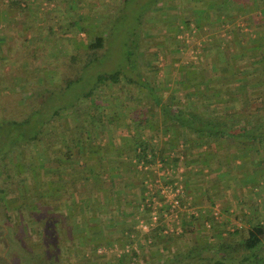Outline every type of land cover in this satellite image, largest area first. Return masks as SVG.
Wrapping results in <instances>:
<instances>
[{
  "label": "trees",
  "instance_id": "16d2710c",
  "mask_svg": "<svg viewBox=\"0 0 264 264\" xmlns=\"http://www.w3.org/2000/svg\"><path fill=\"white\" fill-rule=\"evenodd\" d=\"M154 2L158 0L149 4ZM247 2L226 0L211 5L207 1L223 14H237L236 10L244 8ZM35 5L36 2L28 0H0V264H264V223L247 217L243 226L235 225L229 230L215 221L211 231L202 233L197 227L201 217L179 212L178 207L179 214L175 216L172 203L161 196L154 172L146 169L159 161L163 170L175 169L165 181L175 190L182 166L199 165L204 169L208 165L209 173L225 172L224 166L228 164L225 153L229 149H236L235 158L241 155L242 159L250 157L252 161L255 156L264 155V33L257 34L247 46H241L242 41L238 40L227 50L221 47V41L215 40L214 47L202 48L200 65L179 70L180 85L188 84L184 87L186 100L182 108L174 106L176 95L165 100L163 88L153 85L142 72L130 77L120 68L97 72L88 88L76 91L84 82L86 70L100 61L99 52L106 44L100 29L88 41L85 51L65 54V71L72 76H63L61 84L57 82L55 86L33 88L25 97L21 90L27 88L34 74L45 75L52 61L37 57L43 42H32L24 35L5 31L4 23L12 18L1 7L23 14L32 12ZM138 23L144 25L139 19ZM57 40L53 39L52 45L57 47ZM64 45L66 48L74 43L71 40ZM216 52L218 57L210 60ZM28 60L33 61L35 69ZM136 63L132 59L134 72L138 68ZM128 84H132L133 100L130 121L125 108L127 94L131 93ZM113 93L116 97L112 104L99 103L97 96L105 94L109 98ZM84 104L89 108L84 110L85 117L90 118L86 124L85 117L73 114ZM110 105L117 109L111 113L113 116L108 112ZM22 106L30 108L23 117L18 110ZM110 121L123 132L121 140L125 144L97 143L105 130L102 126L110 131ZM39 143L52 162H56L58 172L41 168L34 177L31 174L28 157L33 154L32 147ZM210 156L221 158L224 165L213 161L217 165L213 166L208 162ZM81 158L89 161L84 169H72L69 173L67 165L80 162ZM21 167L25 168L24 173ZM51 175H57L56 180L51 178L47 182ZM260 176L264 177V172ZM232 177L234 180L236 176ZM149 180L155 186L150 191ZM90 182L105 186L110 192L103 210ZM211 182L209 186L218 193L230 188L229 182L224 184L219 179ZM185 187L184 194L178 193L180 206H186L191 195L189 183ZM127 189L135 192L132 203L127 201ZM208 191H202L203 195ZM155 197L164 201L162 207L155 204ZM16 201L17 208L13 205ZM119 204L129 206L132 211L121 207V215ZM108 207L114 210H107ZM154 209L161 215L152 226ZM97 211L104 216L99 218ZM143 211L148 213L145 229L138 216ZM166 213L169 218L164 217ZM140 226L142 230H138ZM110 232H116L117 236L107 237ZM22 233L25 235L20 236ZM100 239L113 247L119 245L123 253L115 255V260L103 262H97L89 254H83L82 261L74 263L63 260L65 251L72 253L74 248L81 254L82 248L97 253L103 246ZM136 242L140 244L135 245Z\"/></svg>",
  "mask_w": 264,
  "mask_h": 264
},
{
  "label": "rangeland",
  "instance_id": "374dc122",
  "mask_svg": "<svg viewBox=\"0 0 264 264\" xmlns=\"http://www.w3.org/2000/svg\"><path fill=\"white\" fill-rule=\"evenodd\" d=\"M30 1L36 2V5L33 6L32 12L30 13L25 12L20 14L16 9L9 10L7 6L1 7V9L3 8V11H5V13L7 12L8 16L12 18L10 22L7 20L4 23L3 28L5 31L24 35L25 39L26 37L30 38L32 42H43L44 46L39 49L40 53L37 57H46L50 59V62L52 61L51 64L48 65L47 73L45 75L36 77L34 74V78L28 81L27 88L21 90L22 96L25 97L32 92L31 90L33 88L40 90L45 89L46 86H51V84L55 86L57 85V82H59L58 84H61V78L63 76L64 78L66 75L72 76V73H67L65 71L66 65L64 64V61L66 60V56H71L73 50L84 49L85 51L87 49L86 46L88 41L99 31V29L101 34L106 38L105 48L99 52L100 61L95 62L86 70L84 82L77 87L76 91L88 88L91 80L94 79L97 72L111 71L120 68L125 75L130 77L138 72L145 74L153 85L163 88V96L165 97V100L169 101L175 95L178 97L185 95V88L188 84L184 86L180 85L181 78L179 70L181 68H194V66L200 65L199 53L202 48L207 49L214 47L215 42L222 41L223 45H221V47L223 49L227 48V50H229V46H231L232 49V40L224 32L225 23H222L220 20H214V17L216 18V16H219L222 18L226 13L223 14L222 12H218L219 9L215 5H213V7L211 6L213 2L215 4L216 1L223 0H158V2H154L151 5L149 3L153 0H129L128 3L124 0H53L51 2H48L47 0H28V2ZM207 1L211 5L207 3ZM262 3L264 2L258 0V7ZM247 7L252 8V12H256L257 10L253 3H249ZM207 9L208 11L205 13L198 12L199 10ZM239 11L237 13H239ZM242 12L243 11H240V13ZM138 14V19L141 20V22L144 21L143 26L138 23V19H136ZM245 17H247V15H245ZM209 21L213 22V26L210 25L211 23ZM235 22L241 23L243 20L238 18ZM247 23L248 21L244 22L245 25H247ZM51 26L55 32L54 34L50 31ZM208 26L211 27L209 30L206 29ZM245 27L248 28L247 26ZM235 32L237 33L238 29H236ZM55 38L58 39L57 47L56 44L55 46L52 45L54 44L53 39ZM59 38H62V41L59 40ZM215 39H217V41L214 42ZM71 40L74 45H69L65 48L64 44L66 41L68 42ZM60 41L62 44H60ZM26 45H29L28 41ZM28 50H31V48ZM26 53L29 52L26 51ZM213 54V58H210V60H214L218 57L217 52ZM132 59L135 60V62L136 60L138 62L135 64L138 67L135 72L132 70ZM28 62L29 66L35 69L33 61L30 62L28 60ZM53 80L55 83H52ZM128 90H130L129 92L131 93H128L129 95L127 94L128 101L127 103L125 102V108L128 112L127 120L130 121V119H132L133 104V100L131 99L132 84H128ZM105 94L97 96L99 97V103L102 102L106 105H108L107 103L112 104L116 94L113 93L109 95V98ZM176 96L173 99L174 106L182 108L185 102H179ZM37 102L38 101L35 100V103ZM22 107L23 109L21 108L18 110L21 115L23 113V117L25 112L27 113L30 111V108ZM84 110H89L87 104L77 107V111L73 114H81L80 117H85L86 112H84ZM116 110L115 105H110V109L108 110V112H110L109 115L113 116L111 113H115ZM69 116H71V114L67 115L66 118ZM122 119L123 117L120 120ZM89 121L90 118L88 116L83 120L85 124ZM113 121L115 122V120ZM113 121L108 123L110 131L106 130L107 127L105 128L102 126L105 130H103L104 132L102 136L97 139V143L102 146H107L110 142L115 145L125 142L121 140L123 132L114 126L115 123L113 124ZM129 130L132 135L131 125ZM43 148L42 143L34 145L31 149L33 154L28 157L30 160L28 168L33 172L31 173L33 177L36 175L37 170L41 168H45V170L51 171L52 173L58 172L57 164H55L56 162H52V158L48 156L49 154L47 155V153L43 151ZM109 151H111L110 146ZM36 162H38V164H36ZM87 162L89 161L81 158L80 162H73L74 164L67 165L69 167L68 172L71 173L72 169L79 171L84 169V165L86 166ZM162 165V162L159 161L155 166H148L146 169L154 172L153 174L156 177L157 187L161 189V196L164 195V199L168 203H172L176 197H174L172 187L169 184L166 185L165 181L168 179L169 174L174 173L175 169H168L170 172L168 173V170H163L164 166L162 167ZM198 168L201 169L202 167L199 165H190L189 167L182 166L178 173V181L176 185L177 187H181V193L184 194L183 186L185 187L186 182L189 183V187L191 188V195L187 197L189 202L186 206H180V199L177 197L179 199V204L177 205L179 212L184 211V213H190V215L191 213L197 215V211H199L202 206L209 205L207 204L208 199L200 193L204 189L207 190L212 182H210V178L208 177L195 174L198 171ZM34 169L36 170L34 171ZM21 171L24 173L25 168L21 167ZM51 178L56 180L57 175H51V177L47 178V182ZM91 183L93 182H90V184ZM94 184L96 185L91 184L90 187L93 191H97L98 203L100 198V207L103 210L107 205L106 201L110 192L106 191L107 189L105 186L100 187L97 183ZM148 186L149 191L152 190L151 188L155 187L150 180L148 181ZM127 191L128 194L127 192L125 194L128 195L127 201L132 203L135 192L133 193L129 191V189H127ZM115 192H118V190ZM92 194L96 198L95 193ZM183 196L186 197V195ZM153 201L158 207H162L164 202L158 197L153 198ZM224 202L226 201L223 199L218 200L217 204H219V206L217 207V210L220 207H226ZM98 203L97 205H99ZM13 205L17 208L18 201L13 202ZM119 205L118 210L121 215H123L122 210H120L121 207V209H124L127 212L132 211V208L129 206L124 207L123 204ZM110 209H113V207L107 208V210ZM0 210L2 212V208H0ZM102 210L100 212H102ZM157 210L154 209L152 214L155 212L157 217H159L161 214L157 212ZM178 211L177 209L175 211L173 210L175 216L179 214ZM97 214L100 216L99 218L104 216V214L99 213L98 211ZM117 216L118 218H121L119 214ZM138 216H140V223L142 224L143 229H145L144 226L146 224L144 219L146 220L148 213H140ZM164 217L169 218L170 215L166 213L164 214ZM176 218L178 219V217ZM172 227V224L168 225L169 229H172ZM177 229H180L179 226ZM202 229H205V227ZM138 230H142L141 226ZM24 233L20 236L25 235ZM116 236V232L107 233V237L109 238L114 239ZM26 239L28 241L32 240L31 238ZM100 241L103 243V246L98 249L97 253L92 254L93 251H86V248H82L83 244L80 243L82 245V254L78 249L74 248L72 249V253H70L69 250L68 252L65 251L63 260L74 263L75 261H80L83 258V254H89L90 257L94 255V259H96L97 262H103L107 259L115 260V255H121L124 251V249H121L117 243H114V245L116 244L118 247H113L106 243L107 240L100 239ZM90 244L94 245L95 242H91ZM139 244V242H136L135 245ZM126 247L129 248V246Z\"/></svg>",
  "mask_w": 264,
  "mask_h": 264
},
{
  "label": "crops",
  "instance_id": "0c3cea01",
  "mask_svg": "<svg viewBox=\"0 0 264 264\" xmlns=\"http://www.w3.org/2000/svg\"><path fill=\"white\" fill-rule=\"evenodd\" d=\"M222 2H224V0L218 1V5H220ZM249 3H253L256 6V12H252L253 9L247 7ZM258 5V0L256 2L254 0H250L247 2V4H245L244 8H240L241 10H236L243 11L242 13H239L240 15L238 13H228L225 14V16L223 15V19L219 16H216V18L214 17V20H220L222 21V23H225L224 32L231 38L232 44L238 42L239 40V42L242 41L241 46H247L249 41L253 40L257 36V34L263 35L264 3H262L259 7ZM245 15H247V17H245ZM238 18H241L243 22L236 23L235 21ZM246 21H248L247 25L244 24V22ZM210 23V25L213 26V22ZM245 26H247L248 28H246ZM210 28L211 27L208 26L206 29L209 30ZM236 29H238L237 33L235 32ZM220 44L223 45V42L221 41ZM213 68L214 67L212 66V69ZM176 97L178 98L179 102H185L186 100V95H183L182 97ZM182 147L184 146L182 145ZM232 149L227 150L228 152L225 153V157H228V164L225 163L226 165L224 166V169H226L225 172H217L218 170H216L209 173L210 167L208 168L207 165L204 166V169L198 168V171L195 173L198 174V176H205L210 178V182L219 179L221 182L223 181L224 184L225 182H229L230 184V188H224L225 190L219 193L212 186H209V191L207 194L205 193V195H203L204 192L200 193L207 199H209L208 197L213 199V203L207 201V204L209 205L202 206L199 211H197V215L194 214L195 216L201 217V221L197 223V227L200 228L201 232L203 233H208L209 231H211L213 229V224L215 221L217 223L226 225L229 230H233L235 225L243 226V224L247 221V217L254 222L264 223V177L261 178L260 176V174L264 172V155L255 156L254 161H252L250 157L242 159L241 155H237L235 158L234 151H236V149ZM218 154H221V156H223L220 151L218 152ZM213 161L214 163L216 162V164L219 161L223 164V160L221 158H213L212 156H210L208 162L210 164H213ZM213 166L216 167L217 165L213 164ZM206 172H208L209 174ZM218 173L219 177H217ZM233 175L236 176L234 180L232 177ZM220 199L226 201L224 202L226 207H220L218 211L217 207L219 206V204L217 203ZM204 227L205 229H202Z\"/></svg>",
  "mask_w": 264,
  "mask_h": 264
},
{
  "label": "built area",
  "instance_id": "2783aa9c",
  "mask_svg": "<svg viewBox=\"0 0 264 264\" xmlns=\"http://www.w3.org/2000/svg\"><path fill=\"white\" fill-rule=\"evenodd\" d=\"M172 190H173V188H172ZM173 191H174V197H176V198H174V201L172 202V209L175 211L177 205L179 204V199L177 198V197H178V193H181L182 190H181V187H177V189H175V190H173ZM157 220H158V217H157L156 213L154 212V213H153V223H152V226L155 225L154 222L156 223ZM143 226H144V225H143ZM147 227H148V225L146 224V225L144 226V228H147ZM178 231H179V230H178Z\"/></svg>",
  "mask_w": 264,
  "mask_h": 264
}]
</instances>
